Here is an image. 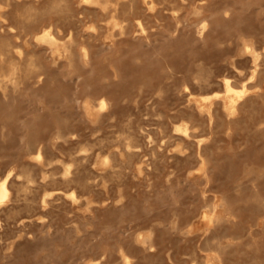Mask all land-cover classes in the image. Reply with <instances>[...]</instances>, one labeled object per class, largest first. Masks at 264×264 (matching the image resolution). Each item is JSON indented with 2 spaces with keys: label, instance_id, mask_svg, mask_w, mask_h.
<instances>
[{
  "label": "rangeland",
  "instance_id": "1",
  "mask_svg": "<svg viewBox=\"0 0 264 264\" xmlns=\"http://www.w3.org/2000/svg\"><path fill=\"white\" fill-rule=\"evenodd\" d=\"M54 1L0 0V44L19 45L24 67L32 53L43 64L21 71L17 88L0 86V178L11 173L0 264H126L123 250L128 264H219V250L223 264H264V0H137L118 25L111 9ZM50 23L62 40L72 36L74 65L35 43ZM246 42L261 54L253 81ZM225 76L259 81L261 95L231 119L212 98L204 104L214 102V118L202 116L190 93L221 92ZM102 98L109 107L96 121L84 105ZM183 121L192 138L174 131ZM220 199L227 217L209 223L203 215Z\"/></svg>",
  "mask_w": 264,
  "mask_h": 264
},
{
  "label": "bare ground",
  "instance_id": "2",
  "mask_svg": "<svg viewBox=\"0 0 264 264\" xmlns=\"http://www.w3.org/2000/svg\"><path fill=\"white\" fill-rule=\"evenodd\" d=\"M58 1V0H57ZM56 0L54 1L55 2V5H57V2ZM81 3H84V4H92L93 6H96V7H100L102 8L105 12H107L109 9H111V11L113 12L112 16H111V21L112 23H114L115 25H118V22L116 21L117 20V13L120 11V10H124L125 12H127L128 10L134 8L137 0H80ZM53 2V3H54ZM143 3H146L149 5V7H154V6H157L155 5V1L154 0H142ZM62 4V3H59V5ZM55 5H52V6H55ZM58 6H55L53 8H56V7H59ZM83 5V4H82ZM31 7V6H30ZM2 8H3V5L0 4V17L2 16ZM32 8V7H31ZM4 9V8H3ZM128 9V10H127ZM151 9V8H150ZM35 10V8H34ZM154 10V9H152ZM151 10V11H152ZM34 12V11H33ZM33 12L29 11V13L27 14V16L29 18H31V16L33 15ZM36 12V11H35ZM36 15V14H35ZM33 18V16H32ZM25 19V18H24ZM35 22V20H34ZM33 22V23H34ZM23 25V30L26 29L30 24H27L26 21L22 22ZM28 23H29V20H28ZM127 24V23H126ZM205 24V23H204ZM203 24V25H204ZM31 27V26H30ZM29 27V29H30ZM115 27V26H114ZM117 27V26H116ZM115 27V28H116ZM127 28V27H125ZM55 26L53 25V23H50L46 26L43 27V29L37 33L35 36H34V41L35 43H38L40 45L42 44H47L48 46H50L53 50V54L54 56H59V57H62V56H65L68 61L73 64V58H74V52H73V49H72V42H73V39H72V36H69L68 37V40L64 41L62 40L58 35L57 33L55 32ZM9 31L11 33H15L16 32V27L13 26V25H10L9 26ZM26 31V30H25ZM30 32V31H29ZM29 32H27V37L25 39V45H29L30 42L28 41L29 40ZM110 32V31H109ZM18 38L20 36H17ZM108 40V39H106ZM245 47L246 48L245 50H247L252 58H253V61H254V67H253V70H252V75H251V78L250 80L253 81L257 76H261V74L259 73V60H260V56L261 54L257 51V49L249 42H246L245 44ZM16 53L18 56H14L13 54ZM81 53H82V58L84 60H87L88 58V55H89V51H88V48L85 46V45H82L81 46ZM242 53V52H241ZM52 54V53H51ZM25 57V52L19 47V45H14L12 44L8 39L6 38H3L2 39V42L0 44V66L6 64L8 66V73L4 74V77L3 78H0V86L3 88L4 92H6V90L8 89V87L11 85V87L13 88H17L20 84V78H19V73L22 71L24 72L25 75H28L30 73H33V72H36V71H39L42 69L43 67V64L42 62L40 61V57L37 53H32L29 55L28 59L26 60V66L24 67L23 64H22V60L24 59ZM70 64V65H71ZM74 65V64H73ZM242 72V71H240ZM117 74V73H116ZM214 74V73H213ZM259 74V75H258ZM1 77V76H0ZM40 77V80L42 79V74L39 75ZM29 78V77H28ZM204 77H202L201 80H203ZM208 78V77H207ZM6 81L8 82L7 84H3L2 82ZM39 80V81H40ZM206 82H208L206 79H204ZM203 80V81H204ZM259 80V78L257 79ZM205 82V84H206ZM256 82V81H255ZM260 82L262 83L261 81V78H260ZM259 81L255 84V87H249L246 83H243L241 86H237L235 84V80H233V78L229 77V76H225L223 77L222 79V85H223V91L221 92H214L212 94H204V95H195L193 93H190L191 97L192 98H195L196 99V104H197V108L199 110V113L204 116V115H207L209 116L211 119L213 117V111H214V102H210L209 104H204L205 101L207 100H211L212 98H216V99H221V105H222V108L223 110L226 112L227 114V117L228 118H234L240 111V109L245 105V103L248 102V100L252 99L253 97L255 96H260L261 95V92H260V85H258ZM204 84V86H205ZM209 84V82H208ZM260 84V83H259ZM207 85V84H206ZM254 85V84H253ZM251 86V85H250ZM207 88V87H206ZM253 88H255L253 90ZM2 90V91H3ZM15 92V91H14ZM160 93V92H159ZM251 105H253L252 103H250ZM263 106V105H262ZM85 110L87 112V114H89V116H92V118H95V120L97 121L98 117L100 114H102V111L103 110H107L108 107H109V103H108V100L106 99H100V101L98 102V106H94L93 104H91V102L89 101H86L85 105ZM104 112V111H103ZM102 116V115H101ZM100 118V117H99ZM131 118V117H130ZM129 118V119H130ZM214 118V117H213ZM131 121V120H130ZM139 125V124H138ZM260 129H263L264 128V120L260 122V126H259ZM142 129V128H141ZM174 131L177 132V133H181L184 138L186 139H189V138H192V132H190V125H189V122L188 121H183L182 123H178L175 125L174 127ZM58 132V131H57ZM63 134V133H62ZM58 137L61 136V132L59 131L58 132ZM64 137V136H61V138ZM65 138V137H64ZM59 139V138H58ZM131 142V141H129ZM204 140L203 139H200L199 141V145L201 146L203 144ZM129 150H131V146H128L127 147ZM87 150V149H86ZM118 150V148H117ZM34 155V154H33ZM32 156V155H31ZM100 156V155H99ZM122 156V155H121ZM35 157L38 161H41V159H43L42 157L43 154H42V151L39 150L36 154H35ZM201 159H202V162L203 163H206L207 162V159L206 157H204L202 154L200 155ZM101 159H103L101 157ZM97 160V159H96ZM106 162L109 161V157H105L104 159ZM100 163L102 162L99 161ZM41 163V162H40ZM96 163V162H95ZM112 163V162H111ZM50 164V163H49ZM101 165V164H100ZM201 165V163H200ZM96 167V166H95ZM198 168V167H197ZM117 169V168H116ZM196 170V169H195ZM203 170V169H202ZM141 171V170H140ZM72 173V164H65L64 165V169H63V176L68 179L70 174ZM44 174V173H43ZM254 174V173H253ZM54 175V174H52ZM30 176V175H29ZM27 175V178L29 179V177ZM62 176V177H63ZM207 175H205L206 177ZM10 177H11V173H8L6 175H4L3 177L0 178V207L2 205L5 204V202L10 198L11 196V187H10ZM63 177V178H64ZM208 177V176H207ZM33 178V177H32ZM48 178V177H47ZM46 178V179H47ZM55 178V177H54ZM31 179V178H30ZM258 179V178H257ZM53 180V178H52ZM65 180V179H64ZM256 180V179H255ZM73 181V180H72ZM254 183V182H253ZM24 188V187H23ZM23 190V189H22ZM25 192V191H24ZM58 192H62V191H58ZM13 193V192H12ZM19 193V192H18ZM21 193V192H20ZM57 193V192H56ZM77 193V192H76ZM48 195H51V192L50 193H47ZM46 194V195H47ZM55 194V192H54ZM53 194V195H54ZM70 196L71 197H75V194L74 192H71L70 193ZM255 196V195H254ZM51 197V196H50ZM253 197V196H252ZM251 197V198H252ZM47 198H49L47 196ZM47 198L45 197L44 199V203L43 204H47ZM69 198V197H68ZM263 198V197H261ZM79 199V197H78ZM256 199V198H255ZM264 199V198H263ZM75 200V199H74ZM248 200V199H247ZM257 200V199H256ZM76 201V200H75ZM220 202H223L221 201H216L212 206H213V210L212 211H209L206 212L203 217L207 218L209 223H219L221 222L223 219H226V214L227 212H225L224 210V214H221L218 212V208H223L226 206V203L224 204H220ZM228 203V202H227ZM212 204V203H211ZM229 204V203H228ZM263 204V203H262ZM210 208H211V205H210ZM231 208V207H229ZM227 208V209H229ZM207 210V209H206ZM259 210V209H258ZM260 211V210H259ZM235 214V213H234ZM229 215V214H228ZM236 216V214H235ZM40 218V217H39ZM230 218V217H229ZM234 218V216L232 217ZM263 218V217H262ZM231 219H229L230 221ZM228 221V222H229ZM224 222V221H223ZM227 222V221H226ZM222 224V223H221ZM220 224V226H221ZM217 226V225H216ZM215 227V226H214ZM219 227V226H218ZM150 231V230H149ZM210 231V230H209ZM153 232V231H152ZM154 233V232H153ZM152 233V234H153ZM151 234L150 232H146V233H140L139 234V237L141 238V241L142 242H147L146 241V238L148 237V235ZM151 236H154L152 235ZM208 235V234H207ZM215 238H217V236H214ZM139 238V239H140ZM153 237H151V240H152ZM219 238V237H218ZM233 238V237H232ZM138 239V240H139ZM150 240V237L147 238ZM234 239V238H233ZM208 240V239H207ZM220 240V239H216V242ZM235 240V239H234ZM237 240V239H236ZM259 240V239H258ZM209 242V240H208ZM207 242V243H208ZM150 243V242H149ZM210 244V243H208ZM146 245V243H145ZM151 246H152V243H151ZM220 246V245H219ZM232 246V245H231ZM210 247V246H209ZM249 247V246H248ZM219 248V247H218ZM208 251V250H206ZM214 251V250H212ZM225 252V250H224ZM226 254V253H225ZM121 256H122V259L123 261L128 264L132 261V258L126 254V252L121 251ZM214 257L217 258V260H219V264H223L222 263V258H221V252L220 250L215 252L214 254ZM91 263V262H90ZM193 263V262H192ZM91 264H100V262L98 260H94L92 261ZM196 264H198L196 262ZM206 264V263H205ZM208 264H215V263H208Z\"/></svg>",
  "mask_w": 264,
  "mask_h": 264
}]
</instances>
